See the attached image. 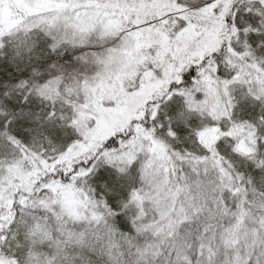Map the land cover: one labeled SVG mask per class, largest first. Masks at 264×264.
<instances>
[{
  "label": "snow or ice",
  "instance_id": "1",
  "mask_svg": "<svg viewBox=\"0 0 264 264\" xmlns=\"http://www.w3.org/2000/svg\"><path fill=\"white\" fill-rule=\"evenodd\" d=\"M0 264H264V0H0Z\"/></svg>",
  "mask_w": 264,
  "mask_h": 264
}]
</instances>
